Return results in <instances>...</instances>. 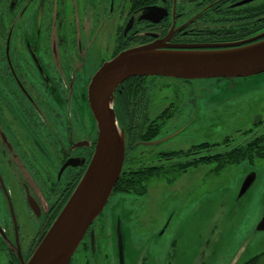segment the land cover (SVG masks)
Masks as SVG:
<instances>
[{
  "label": "flooded vegetation",
  "instance_id": "1",
  "mask_svg": "<svg viewBox=\"0 0 264 264\" xmlns=\"http://www.w3.org/2000/svg\"><path fill=\"white\" fill-rule=\"evenodd\" d=\"M259 37L264 0H0V264L29 261L87 172L98 142L88 91L106 63L136 46L208 50ZM243 80L138 76L118 87L122 173L140 184L113 191L112 227L98 229V218L70 264H172L142 255L161 241L133 249L123 237L122 261L118 231L139 225L138 206L153 188L174 186L191 169L264 162V116L246 114L252 82ZM176 203L151 223L162 234L187 223H176ZM257 225L242 241L252 235L256 245ZM263 254L242 264H264Z\"/></svg>",
  "mask_w": 264,
  "mask_h": 264
},
{
  "label": "water",
  "instance_id": "2",
  "mask_svg": "<svg viewBox=\"0 0 264 264\" xmlns=\"http://www.w3.org/2000/svg\"><path fill=\"white\" fill-rule=\"evenodd\" d=\"M207 47L210 49L184 50L162 43L136 46L117 55L96 73L88 91L90 108L98 126V142L92 162L29 261L22 264H70L85 235L105 210L124 165L126 141L117 120L114 102L116 90L125 81L138 76L232 80L264 74V39L260 37L236 44ZM256 180L257 173L246 176L239 199L247 194ZM207 201L201 203L191 217V223L187 221L189 224L185 225L212 226L214 255H210L209 243L204 258L199 261L189 259L188 264H217L225 245L223 219L221 216L214 219L206 210ZM256 231H264V218ZM122 237L128 243L130 238L128 234L126 237L122 231H118L119 254L123 261ZM92 240L95 245L94 233ZM173 247L176 248L175 242ZM245 247L247 245L244 244L239 248L237 257L245 253ZM177 258L175 254H169L168 261L178 264Z\"/></svg>",
  "mask_w": 264,
  "mask_h": 264
},
{
  "label": "rangeland",
  "instance_id": "3",
  "mask_svg": "<svg viewBox=\"0 0 264 264\" xmlns=\"http://www.w3.org/2000/svg\"><path fill=\"white\" fill-rule=\"evenodd\" d=\"M244 80L252 82V86L249 88V97L246 98V114L249 117L252 114L264 116V74L244 78ZM251 173H257V180L247 194L239 199L242 184L246 176ZM207 198L206 210L214 219L217 220L219 216L223 219L225 245L221 251V257L226 261L232 258L229 262L227 261V264L231 261L232 264H242L250 257L264 251V231L258 232L256 245L252 244V235L242 241L246 231L251 230L256 223L259 225L262 218H264V162L257 167L234 166L219 169V166H212L198 170L194 168L174 186L164 185L163 187L153 188L150 194L143 199V202L139 203L138 209L142 215L138 220L139 225L135 229L130 227L124 229L125 236L127 237L128 234L130 238V247L136 249L134 244L138 241L139 244H144L147 240H149L147 244L153 243L154 240L161 241L158 252L153 254L149 251L148 254L143 253L142 255L160 254L158 257L167 259L169 254H175V257L178 256V264H188L189 259H198L199 261L204 258L209 243L210 255H214L212 252L215 238L212 235V226L171 225L162 234L160 231L161 226H152L151 224L156 220L159 221L165 207L173 202H177V207L182 208L175 215V220L178 218L176 223L186 221L191 223V218H187L185 215L193 210L199 201ZM111 204L95 222L98 229H104L106 226V230L109 232L110 226L112 227ZM32 231L30 228L23 229L22 233L31 239L33 237ZM255 233L257 234V231ZM158 234L162 236H158ZM174 242L176 243L175 249L173 247ZM25 243H27V240H25ZM102 243L106 252L105 237L102 238ZM244 244L247 245L245 253L237 257L239 248ZM163 251L164 255H162ZM76 258L77 256H75V260ZM128 258L131 261H136L132 249L129 251Z\"/></svg>",
  "mask_w": 264,
  "mask_h": 264
},
{
  "label": "trees",
  "instance_id": "4",
  "mask_svg": "<svg viewBox=\"0 0 264 264\" xmlns=\"http://www.w3.org/2000/svg\"><path fill=\"white\" fill-rule=\"evenodd\" d=\"M222 168H223V166L219 167V169H222ZM126 174H127L126 171H124V173H122V175H121V177H120V179H119V181H118V183L114 189L115 191H117V190L120 191V190H123L126 188L131 189L132 187H133L132 189H138L137 185L139 186V184H140V182L137 181L138 179L135 178V181L133 182L132 180L128 179V175H126Z\"/></svg>",
  "mask_w": 264,
  "mask_h": 264
}]
</instances>
